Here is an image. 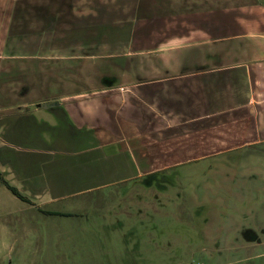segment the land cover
<instances>
[{"label": "crops", "instance_id": "0c3cea01", "mask_svg": "<svg viewBox=\"0 0 264 264\" xmlns=\"http://www.w3.org/2000/svg\"><path fill=\"white\" fill-rule=\"evenodd\" d=\"M92 58L101 67L93 68ZM105 59L111 65L102 66ZM72 68L104 82L91 88L82 81L77 92L65 82L62 94L32 101L0 97V118L18 126L22 117L39 124L28 106L57 119L41 120L49 136L33 131L34 146L3 139L2 171L15 154L67 156L59 170L87 184L107 171L146 179L183 163L229 160L246 147L264 153V0H0V73L56 76ZM15 126L0 128L20 133ZM37 183L30 185L36 199L43 197Z\"/></svg>", "mask_w": 264, "mask_h": 264}, {"label": "rangeland", "instance_id": "374dc122", "mask_svg": "<svg viewBox=\"0 0 264 264\" xmlns=\"http://www.w3.org/2000/svg\"><path fill=\"white\" fill-rule=\"evenodd\" d=\"M91 60L93 68L101 67L97 58ZM9 61L15 65L19 60ZM101 65L111 64L105 59ZM15 71L0 73V81L7 82L8 89H0L6 102L62 94L65 82L73 92L81 91L85 80L91 88L104 82L101 74L73 68L56 76ZM52 78L59 89H49ZM33 108L26 111L38 116L37 125L29 117H22L19 126L0 118V125L14 123L20 129L6 134L0 128V146L8 136L17 146H34L39 142L35 130L48 138L41 120L55 125L57 119ZM14 157L8 172L0 169V264L8 258L16 264H131V258L133 264H264L259 255L264 254V153L257 150L240 149L229 160L222 156L183 163L155 174L149 185L144 179H117L110 171L77 184L72 171L59 170V164L70 161L67 156H50V161L33 152ZM2 180L28 201L13 195ZM33 182L43 197L32 194ZM57 192L63 195L47 201L46 196ZM152 239L155 244L150 245ZM160 240L165 243L157 251Z\"/></svg>", "mask_w": 264, "mask_h": 264}, {"label": "trees", "instance_id": "16d2710c", "mask_svg": "<svg viewBox=\"0 0 264 264\" xmlns=\"http://www.w3.org/2000/svg\"><path fill=\"white\" fill-rule=\"evenodd\" d=\"M2 183L11 191V193L13 195H15L16 197H18L21 200H26L25 197H23L17 190L16 188H14L13 186H10L9 184H7L4 180H2Z\"/></svg>", "mask_w": 264, "mask_h": 264}, {"label": "flooded vegetation", "instance_id": "af4514ba", "mask_svg": "<svg viewBox=\"0 0 264 264\" xmlns=\"http://www.w3.org/2000/svg\"><path fill=\"white\" fill-rule=\"evenodd\" d=\"M153 176H154V175H151V176L147 177L146 179H145V177L143 178L144 181H145V184H146V185H149V184H150V181H151V179H152ZM25 199L28 201L27 198H25Z\"/></svg>", "mask_w": 264, "mask_h": 264}, {"label": "water", "instance_id": "95a60500", "mask_svg": "<svg viewBox=\"0 0 264 264\" xmlns=\"http://www.w3.org/2000/svg\"><path fill=\"white\" fill-rule=\"evenodd\" d=\"M47 105H48V104H46V103H42V104H41L42 107H47Z\"/></svg>", "mask_w": 264, "mask_h": 264}]
</instances>
